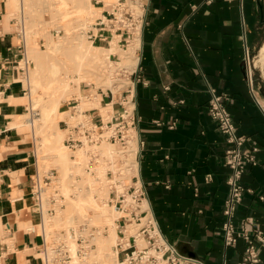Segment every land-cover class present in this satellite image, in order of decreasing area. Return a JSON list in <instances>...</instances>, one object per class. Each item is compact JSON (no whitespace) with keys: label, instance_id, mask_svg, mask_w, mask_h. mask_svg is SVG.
I'll use <instances>...</instances> for the list:
<instances>
[{"label":"crops","instance_id":"0c3cea01","mask_svg":"<svg viewBox=\"0 0 264 264\" xmlns=\"http://www.w3.org/2000/svg\"><path fill=\"white\" fill-rule=\"evenodd\" d=\"M144 2L141 48L135 50L144 78L135 85L142 117L135 172L169 242L206 264H239L244 238L228 246L222 235L231 175L224 154L234 143L207 108L212 92L226 93L242 146L258 147L256 163L241 176L243 199L235 217L251 216L264 230V92L252 68L264 73L254 65L264 43V0ZM14 4L0 0V264H42L40 217L32 209L37 153L29 133L12 124L27 110L21 79L26 50ZM124 95L104 92L101 107L119 110ZM99 112L97 107L94 114ZM260 256L264 260V247Z\"/></svg>","mask_w":264,"mask_h":264},{"label":"built area","instance_id":"2783aa9c","mask_svg":"<svg viewBox=\"0 0 264 264\" xmlns=\"http://www.w3.org/2000/svg\"><path fill=\"white\" fill-rule=\"evenodd\" d=\"M95 3H101L107 8L102 9L94 21L82 28L87 38L94 43H104L109 48L115 44L124 51L136 41H140L136 50L140 49L146 12L144 0H109L105 2L95 0ZM16 25L17 33L23 38V48L26 50L25 28L23 25L21 27L18 21H16ZM137 57L136 64L127 66L121 64L119 53L109 54L110 63H118L116 75L123 76L126 83L125 87L119 89L125 92L119 110L107 112L106 116L102 112L95 115L94 111L97 110V107L79 109L78 99L68 101L67 107L75 119L72 122L64 119L60 121L66 130L63 142L68 148L89 147L103 141L126 147L131 137L135 135L138 140L139 153V142H141L139 132L142 117L137 109L135 85L138 82H144V78L139 64L140 56ZM87 89L89 90L91 87ZM111 89L114 90L110 87L106 90L98 87L96 95H100V103L101 95ZM94 95L90 91L88 97ZM94 97L96 98V96ZM229 101V96L226 93L212 92L207 108L209 116L226 136V140L234 143V146L227 149L224 154V161L231 168V175L228 179L230 191L224 202L222 235L228 246L235 245L239 238H244L246 246L239 264H264V260L260 256L261 249L264 247V230L254 226L251 216L240 220H236L235 217L237 205L243 199L244 186L241 183V176L247 164L256 163L255 153L258 147L256 145L250 148L242 146L245 138L236 132V125L228 110ZM125 163L128 166L129 161ZM132 165L134 164L132 163ZM117 168L121 169V167ZM55 172L54 169H50L41 173L38 167L32 177L33 207L40 217L43 235L40 248L42 264L70 262L73 264H98L96 261H88L94 248V239L100 232L97 227H88L84 223L78 228L71 229L68 234L48 239L44 223L45 214L48 212L52 214L57 207L64 205V199L61 196L52 197L49 202L44 197L46 186L52 181ZM113 176H116L115 172ZM115 184L111 195L114 208L119 213L116 218L119 233L115 245L117 264H206L204 259L198 256L181 252L165 238L147 200L146 185L136 172L130 177L125 191L120 192L117 182ZM47 203L50 207L46 209ZM73 239L76 243L75 248L71 243Z\"/></svg>","mask_w":264,"mask_h":264},{"label":"rangeland","instance_id":"374dc122","mask_svg":"<svg viewBox=\"0 0 264 264\" xmlns=\"http://www.w3.org/2000/svg\"><path fill=\"white\" fill-rule=\"evenodd\" d=\"M21 1L23 2L22 6L19 4ZM98 5L99 4L95 3V0H89V2L85 5V7L93 6L94 9H92L93 7H89L88 9L89 11L87 12V14H85L86 13L85 11L80 14L74 13L71 16L64 17L60 15L61 10L56 9L57 7H55L53 0H15V4H14L15 9L13 11V16L15 18V21H18V24L21 25V27L23 25V27L25 28L26 43H27L25 56L28 57V62L24 61L23 59L21 61V66L24 68L23 74L21 75V79L23 80L24 85L27 89L26 90L27 93L25 97L27 110H25L23 115L19 117L18 122L20 124V128L29 133V139L34 140L35 149L37 153V163L41 173H45L47 170L50 169H54L56 171L54 177L52 178V181L46 186L44 192L45 199L47 200V202H49L52 197L61 196L64 199L63 206L57 207L56 211L52 214L49 212L45 214L44 223L46 230L48 232V239L51 240L57 238L62 234L63 235L65 233L68 234V232L72 228H78L80 225L84 223L87 224L88 227H97L100 232L97 234L96 238L94 239V248L91 254L89 255L88 261L89 262L96 261L98 264H103L101 260L97 259V256L95 254L97 252V246H98L97 244L99 242L98 237L101 235L104 236L107 235L110 227L108 224H102L101 222H99V220L95 219L96 215L95 212L92 211L93 206H91V204L88 203L85 205V207L80 206L77 203V199H79L81 196L85 197V194L87 193V190L83 185V183H87L84 181V178L88 175L94 176L96 166L107 165L108 168L106 170L105 182L101 184V186H105V188H107L110 197L107 198L106 196H103L101 198L100 196L98 197V195L96 194V198L97 201L101 204H103L104 202L106 203L108 202L109 203L108 207L112 208L114 212L115 209L114 202L112 201V195H110L111 190L113 186L116 185L115 182H117L118 184L117 187L119 191L120 192L125 191V187L130 177L135 173V165H132V162L129 161L130 160L129 154L124 150L125 149L124 146L112 144L109 141H103L97 145H90L89 147L88 146L78 147L76 149H70L65 144H63L65 146L63 147L65 150L68 151L70 158L75 156L76 151L79 148L86 151L87 153L86 157H88V159L86 158L85 160H88L86 161L88 163L85 162L83 163L81 168H76L72 164V161L70 162L69 160H64L63 162H61L58 159V157H54V153L55 151L59 150L57 146L59 145V143L63 142V139L66 134V130L61 131L59 129H56V127L52 125L51 119L50 118L48 119L45 116H43L42 119L39 120L35 119L33 125L28 124L26 121L27 117L33 114V112L47 111L49 113L51 111V108L54 106V104L55 105L57 104V107L60 110H63L65 117H62V120L64 119L68 122H72L75 119L74 117L71 116V111L68 109L67 103L71 99L79 100L81 97H78L77 92L75 90L71 88H69L68 90L65 89L66 87L63 84L65 80L64 77L65 74H74L77 77L79 76L78 74H83L84 76V81L81 84V86L83 85L82 89L84 88L83 89L84 92H83V97L80 99L81 101L79 100V105H78L79 109L100 107L104 116L107 115V108L101 107L99 101L100 95L99 94L96 95L97 92L96 90L98 89V87H102L104 90H106V88L108 87L113 88L114 89L113 91L115 93L120 92L121 88L125 87L126 83L125 80L123 79V76L121 77L116 75V71H118L117 68L118 63L116 62L110 63L107 57L108 53L102 49L98 50L99 57L101 58L100 59L101 64H99L98 67L95 66L94 67L95 70L93 66H90L93 69V71L90 67H89L90 69L88 70L87 65L84 64L83 66L81 65L82 70L81 71L77 70L78 71L77 72L69 68L65 64L66 62H70L72 65L79 64V62L77 61L78 59L73 55L74 50L69 48L66 49L62 48V50H64L65 57H63V54L62 55L58 54V55L64 58V60L57 59V64L60 65L59 70L56 74L57 76L54 75L52 72V65H53L51 58L53 55L51 53L53 48L52 37L64 38L65 36V38H68L67 36H73V35L75 36L77 33L80 34L77 35L81 36V34L84 32L82 31V28L85 27L87 24H89L90 21L91 22L94 21L95 18L100 15V11L102 10V8L99 7ZM77 24H78L77 27L78 28L80 27V30L77 27L74 30V27ZM69 28L72 31H69ZM72 32L73 35L71 34ZM82 36L83 39L86 38L85 43L100 45L99 43L91 42L87 38L85 33H83ZM66 46L68 45L66 44L64 47ZM117 47L118 46L116 45L115 52L119 53L121 64H123L124 62L127 66H130L129 64H127V61H125L124 59L123 56L124 49H122L121 47L120 48ZM135 50L136 49H134V53ZM134 53H133V57L135 58L136 54ZM258 57H259V51L256 59L254 60V63L258 59ZM85 61H89V58L85 59ZM256 66L261 69L259 65ZM86 67L88 71L86 70ZM252 68H253L254 79L255 81H257V83H260L264 92V73L260 74L261 73L260 70H258V68L257 69L254 68V66ZM83 71L85 72L86 75L83 73ZM26 76L30 77L31 82L34 85L37 83V79H40L42 82L45 83L42 87L40 86V91H39L40 93L32 94L30 92L32 86L29 84V82H27ZM103 77L106 78L104 81H103ZM55 79L59 80L60 86H57L56 83H54ZM48 80H51L53 82V85L49 86V84H47ZM60 80H62V82ZM72 83L74 82L72 81L71 84ZM93 86L95 87L93 88ZM90 87L91 89L88 90L87 88ZM90 91L93 94H95L94 96H96V98L94 96L88 97ZM31 97L32 100H34V98L36 97L40 99L36 100V102H32ZM80 104L82 105L80 106ZM82 106L84 108H81ZM59 126L63 128L62 123ZM51 131L55 132V138H56L54 139L55 141H53L50 138ZM102 143L104 145L103 148H106V146L109 144L115 147L117 150H119V152L116 153L115 156L116 163L117 162L118 163L117 166H115L114 168L112 167L110 168L109 166L114 163L115 159H113V157L110 156L109 154L105 155L107 150L102 151L101 149ZM98 146L100 149L98 148ZM106 149H108V147ZM120 150L124 152H120ZM124 161L125 162L129 161L128 166H126V163ZM122 165L124 166L122 167ZM117 167H121V169ZM114 172L116 176H113ZM76 185L77 186L80 185L82 190L76 189L75 188ZM48 207H50L49 203L45 205L46 209ZM32 209H34V207ZM114 213H115V217H118L119 213L116 210ZM92 215L94 216V219L92 217L93 221L88 218L89 216ZM131 227L134 228L133 225H131ZM117 234H118L117 235L118 238L119 236L118 229H117ZM117 238L115 240V243L111 247L112 250L115 248L114 246L116 245ZM71 243L75 248L76 243L74 239L71 240ZM65 264H73V263L70 262Z\"/></svg>","mask_w":264,"mask_h":264},{"label":"bare ground","instance_id":"6f19581e","mask_svg":"<svg viewBox=\"0 0 264 264\" xmlns=\"http://www.w3.org/2000/svg\"><path fill=\"white\" fill-rule=\"evenodd\" d=\"M88 2H89V0H53V3L55 5V7H57L56 9H60L61 10V14L60 15H62L64 17L71 16L74 13L80 14V13H83L85 11H86L85 14H87V12L89 11L88 10L89 7H93V6H89V7L86 6L85 7V5ZM19 4L22 6L23 2L21 1ZM92 9H94V7ZM77 26H78V24L75 27L73 26L74 27V30H75V28ZM69 27H71V26H69ZM78 29L80 30V27ZM69 31H72V30H70V28H69ZM71 34L73 35V32ZM77 34H79V33H77ZM77 34L75 36L74 35L73 36H67L68 38H65V36H64V38L52 37L53 48H52L51 53L53 55L51 54L52 55L51 58H52V64H53L52 65V72H53L54 75L57 74V72L59 70V67H60V65L57 64V59H63L64 60V58L60 57L59 55H62L63 54V57H65L64 56V50H62V48H65V49L66 48H69V49H73L74 50V54L73 55L78 59L77 61L79 62V64L72 65L70 62H66L65 64H66V66H68L69 68H71V69H73L75 71H77V70L78 71H81L82 70V66L84 64L87 65L88 70L91 68L90 66H93V68L95 66L98 67V65L101 64L100 63L101 62V60H100L101 58L99 57V53H98V50L99 49L100 50L102 49V50L106 51L108 53L107 54V57H109V54L110 53H113V52L116 51V45L115 44H113V46L111 48L104 47V46H100V45L87 44V43H85V39L86 38L83 39L82 34H81V36H79L80 34L79 35H77ZM139 43H140V41H136L134 44H132L129 47L128 50H125L124 51L123 56H124L125 61H127V64L134 65V64L137 63L138 57L136 55L135 58H134L133 57V53H134V49L137 48V46L139 45ZM66 44L68 46L64 47ZM87 58H89V61H85V59H87ZM27 59H28V57L26 56L25 61H27ZM102 62H103V60H102ZM123 64H125V63L123 62ZM254 64H255V66L256 65H259L261 67V69L264 70V43L262 44V46H261V48L259 50V57L255 61ZM87 67H86V70H87ZM94 70H95V68H94ZM92 71H93V69H92ZM83 73L85 74L84 71H83ZM78 75L79 76L77 77L74 74H65V76H64L65 77V80H64L63 84L66 87L65 89L68 90L69 88H71V89L75 90L77 92L78 97H81L82 98L83 97V92H84L83 89L84 88L82 89V86L83 85L81 86V84L84 81V76H83V74H78ZM105 79L106 78L103 77V81ZM26 80L32 86V89L30 90V92L32 94L40 93L39 92L40 91V86L42 87L45 84L40 79H37V83L34 85L31 82L30 77H28V76H26ZM60 81L62 82V80H60ZM72 81L74 83L71 84ZM99 81H100V79H99ZM54 83H56L57 86H60L58 79H55L54 80ZM47 84H49V86H51V85H53V82L51 80H48ZM38 99H40V98L36 97V98H34V100H32V97H31V101L32 102H36V100H38ZM81 105L82 104H80V106ZM81 108H84V107L82 106ZM34 109H37V108H34ZM43 116H45L48 119L50 118L51 121H52V125L55 126L56 129H59L61 131L64 130V128H61L59 126V123L58 122H59V120H62V117H65V115H64L63 110H60L57 107V104L56 105L54 104V106L51 108V111L49 113L47 111H43V112H33V114H31V115H29V117H27L26 121H27L28 124L33 125L35 119L36 120L42 119ZM12 124L13 125H15V124L17 125L19 123H17V121H16V122H13ZM21 124H23V123H21ZM63 133H62V135H63ZM50 135H51L50 138L53 141H55L54 140V139H56L55 138V132L54 131H51ZM63 144H64L63 142L62 143H59V145L57 146L59 148V150L55 151V153H54V157H58V159L61 162H63L64 160H69L70 162L72 161V164L76 168H81L82 165H83V163H85L86 161H88V160H85L86 158L88 159V157H86L87 156L86 151L82 150L81 148H79L76 151V154H75L74 157L70 158L69 153H68L67 150L64 149L65 146ZM103 146L104 145L102 143L101 144L102 151L103 150H107V152L105 153V155L106 154H109L110 156L113 157V159H115L116 153H118L119 150H117L115 147H113L112 145H109V144L106 146V148L108 147V149L103 148ZM98 148H99V146H98ZM124 150L129 154V158H130L129 161L132 162L135 165V171L137 172L136 169L138 167V162H137V156H138V140H137V137L135 135H133L131 137V139L129 140V142H128V144H127V146L125 147ZM120 152H122V150H120ZM86 163H88V162H86ZM115 166H117L116 165V160L109 167L110 168L111 167L114 168ZM123 166L124 165H122V167ZM107 168H108L107 165H98L95 168V174H94V176L88 175V176H86L84 178V181L87 182V183H83V185H84L85 189L87 190V193L85 194V197L84 196H81L79 199H77V203L80 206H84V207L88 203L91 204V206H93L92 211H94L95 212V215H96L95 219L99 220V222H101L102 224H108L109 225L110 228H109L108 234L105 235V236L104 235H101V236L98 237L99 238V242L97 244L98 245L97 246V252L95 254L97 256V259L98 260H101L103 262V264H117V251H116V248H114L113 250L111 249V247L115 243V240H116L117 235H118L117 234V222H116V218L117 217H115V213H114L115 212V209H114V212H113V209L108 207V205H109L108 202L107 203L104 202L103 204H101V203H99L97 201V198H96V194L98 195V197L100 196L101 198L103 196H106L107 198L110 197L109 196V191L107 190V188H105V186H101V184H103L105 182ZM75 188L76 189H79V190H82V188H81L80 185L79 186L76 185ZM87 209H88V207H87ZM85 214H87V213H85ZM92 217L94 219V216L93 215L92 216H89L88 218L93 221ZM96 243H97V240H96Z\"/></svg>","mask_w":264,"mask_h":264},{"label":"water","instance_id":"95a60500","mask_svg":"<svg viewBox=\"0 0 264 264\" xmlns=\"http://www.w3.org/2000/svg\"><path fill=\"white\" fill-rule=\"evenodd\" d=\"M260 7L263 9V12H264V5H263V3H260Z\"/></svg>","mask_w":264,"mask_h":264}]
</instances>
